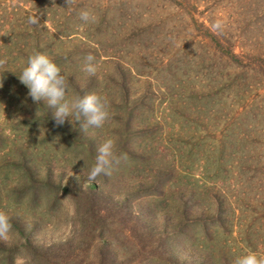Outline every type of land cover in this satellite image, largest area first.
<instances>
[{"label": "rangeland", "instance_id": "374dc122", "mask_svg": "<svg viewBox=\"0 0 264 264\" xmlns=\"http://www.w3.org/2000/svg\"><path fill=\"white\" fill-rule=\"evenodd\" d=\"M0 0V264H235L264 257V0ZM82 9L95 23L79 20ZM35 17L36 24L28 18ZM220 27L214 29L213 25ZM225 39L251 70L220 59ZM34 52L96 93L84 131L34 103ZM92 54L97 73L82 71ZM114 141L110 175L88 181Z\"/></svg>", "mask_w": 264, "mask_h": 264}, {"label": "clouds", "instance_id": "9594fccd", "mask_svg": "<svg viewBox=\"0 0 264 264\" xmlns=\"http://www.w3.org/2000/svg\"><path fill=\"white\" fill-rule=\"evenodd\" d=\"M68 8L71 0H65ZM79 20L83 24L95 23L94 13L88 9L79 12ZM29 24H36L35 17L28 18ZM219 23L213 28H219ZM3 63V61H0ZM98 62L96 57L88 54L84 57L82 71L90 76L97 73ZM20 83L28 89V96L34 103L46 102L47 106L54 109L53 119L55 126H63L69 118L81 122V128H101L110 118L107 100L96 94L88 93L68 97L69 82L61 68L46 54L34 52L27 57L26 64L17 76ZM2 87V84H0ZM115 144L111 139L104 140L97 148L95 162L87 175L88 181H95L98 176L110 175L114 165L119 164L120 158L115 155ZM11 229L9 217L0 213V236H6ZM235 264H264V257L256 252L249 251L236 258Z\"/></svg>", "mask_w": 264, "mask_h": 264}, {"label": "trees", "instance_id": "16d2710c", "mask_svg": "<svg viewBox=\"0 0 264 264\" xmlns=\"http://www.w3.org/2000/svg\"><path fill=\"white\" fill-rule=\"evenodd\" d=\"M216 42L218 44L219 55L222 61L232 65L236 69H245L246 71L252 69L251 66L254 60H251L249 55L236 53L233 46L229 44L228 41H225V39Z\"/></svg>", "mask_w": 264, "mask_h": 264}]
</instances>
